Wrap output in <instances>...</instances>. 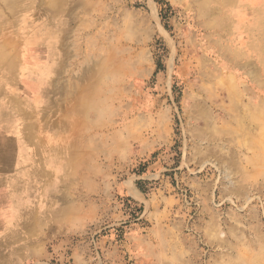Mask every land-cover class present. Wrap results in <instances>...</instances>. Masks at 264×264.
I'll return each instance as SVG.
<instances>
[{
  "label": "rangeland",
  "instance_id": "374dc122",
  "mask_svg": "<svg viewBox=\"0 0 264 264\" xmlns=\"http://www.w3.org/2000/svg\"><path fill=\"white\" fill-rule=\"evenodd\" d=\"M0 88V264H264V0H0Z\"/></svg>",
  "mask_w": 264,
  "mask_h": 264
},
{
  "label": "crops",
  "instance_id": "0c3cea01",
  "mask_svg": "<svg viewBox=\"0 0 264 264\" xmlns=\"http://www.w3.org/2000/svg\"><path fill=\"white\" fill-rule=\"evenodd\" d=\"M4 111H7V110H4ZM20 162H22L20 164L21 166L19 165ZM23 162H24L23 159L22 158L17 159L16 155H14V158H12V156L9 155V153H5L4 151H3V153H0V176L3 175L2 177H0V180L2 181V182L0 181V183H1L0 184V231L8 229V227L12 223V221H11L12 217H11L10 211H7V207L11 206V203L13 202V200H11L10 197L13 195L18 196L19 200H18L17 206H20V207L22 205V203H21L22 199L25 200L27 198L26 178H25L26 177V171H25V167L23 165ZM14 167H18L17 168L18 171H16V173L14 175H12L13 172H15V171H13ZM20 169H21V171H20ZM23 172H24V174H22ZM159 174H160V172L157 171V163H153V164L149 165V171H148V173H146L143 176V178L144 179H155L156 177H158ZM9 175H10L11 179H10V177H8ZM13 176H14V178L17 177L18 179L16 181L15 180L12 181ZM17 184H19V185H17ZM124 190L125 189H123V192H124ZM136 195L137 196L135 198L138 200L143 196V193L141 191H138V192H136ZM24 204H26V203H24ZM1 218H3L4 220ZM9 218H11V219H9ZM1 224H3V225H1ZM128 239H129L130 243L132 244L131 251H133L135 256L140 255V256L148 257L149 258L148 259L149 264H155L156 263L154 259H153V261L150 262V259H151L150 257L155 256V254L153 252H151V250H155V248H154L155 247V241L149 234L140 235L135 229L131 228V232L129 234Z\"/></svg>",
  "mask_w": 264,
  "mask_h": 264
},
{
  "label": "bare ground",
  "instance_id": "6f19581e",
  "mask_svg": "<svg viewBox=\"0 0 264 264\" xmlns=\"http://www.w3.org/2000/svg\"><path fill=\"white\" fill-rule=\"evenodd\" d=\"M62 29H63V27H62ZM59 41H60V40H58V42H59ZM46 47H47V46H46ZM49 53H50V52H49ZM13 76H14V75H13ZM10 78H11V77H10ZM9 83H10V82H9ZM0 89H1V88H0ZM7 94H8V93H7ZM28 94H29V93H28ZM49 95H50V94H49ZM2 98H3V97H2ZM72 122H73V120H72ZM81 122H82V121H81ZM81 125H82V124H81ZM4 126H5V125H4ZM16 126H17V125H16ZM17 127H18V126H17ZM5 131H6V130L4 129V127H3L2 125H0V133L4 135V132H5ZM17 131H18V130H17ZM1 137H2V136H1ZM2 138H3V137H2ZM1 143H2V142H1ZM3 144H4V143H3ZM27 151H28V150H27ZM29 155H30V154H29ZM31 155H33V154H31ZM27 157H28V156H27ZM30 157H31V156H30ZM32 158H33V157H32ZM29 160H31V159L29 158ZM33 160H34V159H33ZM54 160H55V159H54ZM54 160H53V161H54ZM18 161H19V160H18ZM23 161H24V160H23ZM25 162H26V161H25ZM21 163H22V162H20L19 165H20ZM29 163H30V162H29ZM16 164H17V163H16ZM24 165H25V164H24ZM27 165H28V164H27ZM27 165H26V166H27ZM13 166H14V165H13ZM20 166H21V165H20ZM24 167H25V166H24ZM29 167H30V166H29ZM22 168H23V167H22ZM16 169H17V168H16ZM23 169H24V168H23ZM20 171H21V169H20ZM25 171H26V170H25ZM27 172H28V171H27ZM22 174H24V172H23ZM18 175H19V174H18ZM2 176H3V175H2ZM2 176H0V177H2ZM4 176H5V175H4ZM8 177H10V175H9ZM22 178H23V177H22ZM0 181H1V180H0ZM1 182H2V181H1ZM3 182H4V181H3ZM16 183H17V182H16ZM18 183H19V182H18ZM0 184H1V183H0ZM3 184H4V183H3ZM24 184H25V183H24ZM17 185H19V184H17ZM13 187H14V186H13ZM17 187H18V186H17ZM14 188H15V187H14ZM14 188H13V189H14ZM13 189H12V190H13ZM16 189H17V188H16ZM16 189H15V190H16ZM15 198H16V197H15ZM9 199H10V198H9ZM21 206H22V205H21ZM1 207H2V206H1ZM6 207H7V206H6ZM26 207H27V206H26ZM3 208H4V207H3ZM22 209H23V208H22ZM24 209H25V208H24ZM23 211H24V210H23ZM23 211H22V212H23ZM12 214H13V213H12ZM25 214H26V213H25ZM11 216H12V215H11ZM24 216H26V215H24ZM14 218H15V217H14ZM1 219H3V218H1ZM9 219H11V218H9ZM9 219H8V220H9ZM20 219H21V218H20ZM3 220H4V219H3ZM27 222H28V221H27ZM29 222H30V221H29ZM16 223H17V222H16ZM18 224H19V223H18ZM27 224H28V223H27ZM1 225H3V224H1ZM8 230H9V229H8Z\"/></svg>",
  "mask_w": 264,
  "mask_h": 264
}]
</instances>
